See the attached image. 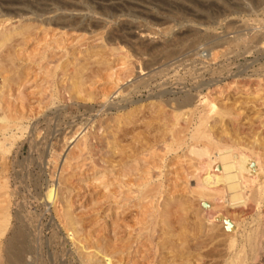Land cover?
Masks as SVG:
<instances>
[{
  "label": "rangeland",
  "instance_id": "374dc122",
  "mask_svg": "<svg viewBox=\"0 0 264 264\" xmlns=\"http://www.w3.org/2000/svg\"><path fill=\"white\" fill-rule=\"evenodd\" d=\"M0 6L10 30L0 29L3 41L10 36L0 45V117L9 119L0 133V216L8 214L0 263L10 264L6 245L26 256L16 264H229L223 225L218 238L200 232L183 179L189 160L169 146L180 128L174 117L192 127L205 118L215 139L264 155V0ZM157 174L164 191L153 207L169 197L183 205L173 234L165 221L156 225L163 247L152 263L133 231L135 183ZM225 211L255 228L264 204ZM10 234L18 239L6 244ZM260 255L247 264H264Z\"/></svg>",
  "mask_w": 264,
  "mask_h": 264
},
{
  "label": "bare ground",
  "instance_id": "6f19581e",
  "mask_svg": "<svg viewBox=\"0 0 264 264\" xmlns=\"http://www.w3.org/2000/svg\"><path fill=\"white\" fill-rule=\"evenodd\" d=\"M6 20L8 19H3L0 23L2 35L4 32L10 31L7 26L3 25ZM2 35H0V45H4L10 37L9 36L6 41H3L5 38L2 37ZM2 42H4V44H1ZM174 119L176 124H178L180 128H177L178 130L172 132L169 152L182 150L180 157L188 158L189 160V165L183 167V179L186 185V191L188 193V202L191 201V204L198 206L200 210L199 214L196 215V217H202V220H198V223L201 226L200 232L208 236L214 235L211 237V239L218 238L219 236H221V234L214 233V231L219 225H223L225 229L222 227L223 230L220 231L223 232V246L225 250L224 248H221V250H219L226 251L227 256L231 260L229 264H247V260L249 258L250 260H256L259 257L261 250L264 249V228L261 229V227H264V215H259L258 212L256 214V218L254 217L252 219L253 221H257V226L255 228H247L245 223L247 220L243 224L240 223L239 220L227 215L225 208L228 206L231 207V210L238 211L240 209V211H242L245 215L251 212V209L253 207L258 208L262 206V204H264V161L261 160V156L264 155H260L261 153L255 152L252 149L242 150L238 147L235 148L226 142L222 143L219 140L215 139L213 134L208 130L206 126L205 118H200L198 120V124L194 127H192V123L190 120L183 121V123L180 124L182 120H180L178 117H174ZM0 120H2V124L0 125V133L1 135H4L3 137L5 138V133L8 130L7 126L9 123V119L6 114H2ZM2 168L4 167H1V169ZM159 175L161 176V174L149 175L147 182H144L143 180L144 183H135V199L138 202V204L136 205L138 211L136 214V221L134 222V225L136 227L133 231L135 237L141 238L143 236V238H145V242H147L148 248H146L143 253L152 255V263L156 259V256L159 255L157 251H159L161 247H163L160 242H156L153 239L155 233L154 229L156 228V225L159 221H165L164 225L167 226L170 230V233L173 234V232L178 230L177 226L180 222V219L178 218V216H176V214L179 213L178 210L183 205L181 201H179L178 204H171V201L174 197H169L165 198L164 202L159 204V206L162 207L161 210H158L159 206L157 208L153 207L155 198L164 191L163 180L160 178L157 179L158 177H160ZM52 190L49 191L47 199L52 198ZM224 202H227V205H225ZM5 204L8 203L6 202ZM216 220H220V223H218ZM7 223L8 214L4 212L3 216H0V234H3L5 232ZM246 229H248V232H246ZM195 235V242L197 241V243H200V241H203V235H201L200 233H197ZM15 236H9L6 239V244L10 243L12 240L18 239V237L15 238ZM177 238L179 239L180 237ZM16 241H19L20 243V239ZM221 244L219 243V245L217 244V246H220ZM7 247L5 245V248L3 250L6 257L5 260L7 262H10V264L11 262L16 264L26 257H22L18 251H11ZM14 247L18 249L17 245ZM139 247L140 245L136 243L134 250L136 251ZM208 254L211 255L212 253ZM222 254L225 255L221 252L220 255ZM223 258L224 257H222V259ZM102 260H106V263L110 262L109 258H105L104 255L102 256Z\"/></svg>",
  "mask_w": 264,
  "mask_h": 264
}]
</instances>
